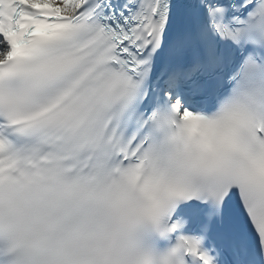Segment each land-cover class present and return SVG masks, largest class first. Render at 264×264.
<instances>
[{"label":"snow or ice","instance_id":"obj_1","mask_svg":"<svg viewBox=\"0 0 264 264\" xmlns=\"http://www.w3.org/2000/svg\"><path fill=\"white\" fill-rule=\"evenodd\" d=\"M0 264H264V0H0Z\"/></svg>","mask_w":264,"mask_h":264}]
</instances>
